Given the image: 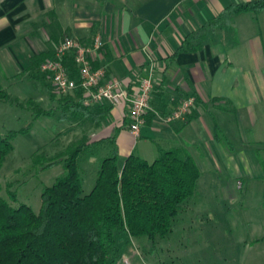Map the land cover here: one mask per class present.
<instances>
[{"label":"crops","instance_id":"0c3cea01","mask_svg":"<svg viewBox=\"0 0 264 264\" xmlns=\"http://www.w3.org/2000/svg\"><path fill=\"white\" fill-rule=\"evenodd\" d=\"M253 1L256 0H0V80L3 86L11 85L18 80L15 77L23 75L43 87L50 85L51 91L49 81L43 84L32 80L28 73L34 57L53 58L68 36L86 46L100 37L104 47L90 56L92 66L106 69L109 78L120 79L132 96L145 79H153L151 109L140 136L135 137L129 128L128 107H87L83 96V105L99 113L101 119L99 124H93L92 115L84 113L70 126L71 131H81L80 141L87 138L89 142H101V146L113 143L119 155L124 154L122 165L136 155L139 144L146 146L143 153L136 155L142 159V154H152L145 148L156 145L159 151H179L197 161L191 148L208 126L204 118L210 109L225 103L236 108L239 104H255L264 86V39L244 36L231 48L220 43L221 32L235 29L237 21L250 14L242 13L234 17L230 26L211 29L202 39L191 41L188 52L176 53L192 33L227 8ZM256 15H264V11ZM68 56H74L76 62L75 53ZM65 66L71 76H78V66ZM67 95L74 97L75 92ZM52 98L58 102L61 96ZM190 98L195 99V105L183 121H163ZM144 160L149 162L148 158Z\"/></svg>","mask_w":264,"mask_h":264},{"label":"rangeland","instance_id":"374dc122","mask_svg":"<svg viewBox=\"0 0 264 264\" xmlns=\"http://www.w3.org/2000/svg\"><path fill=\"white\" fill-rule=\"evenodd\" d=\"M220 34V43L228 48L241 43L244 36L264 39V15L250 13L237 21L235 29ZM15 78L11 85L3 86L10 99H0V134L17 133L13 141L15 150L2 170L1 195L14 208L27 205L38 214L43 191L65 173L62 165L43 169L42 163L80 142L82 134L70 129L76 119H58L64 109L52 98L53 88L50 91L23 75ZM262 87L255 104H239L240 108H236L225 103L210 109L204 118L208 126L191 148L201 178L173 233L155 248L147 238L120 241L119 237L121 254L115 264H264ZM144 147L145 144L136 146L135 154L143 153ZM145 149L155 155L142 154L150 163L160 157L156 145ZM111 151L94 148L80 157L85 195L94 189L100 164L111 156ZM123 156L120 154L121 161ZM13 193L17 194L18 203L11 201Z\"/></svg>","mask_w":264,"mask_h":264},{"label":"trees","instance_id":"16d2710c","mask_svg":"<svg viewBox=\"0 0 264 264\" xmlns=\"http://www.w3.org/2000/svg\"><path fill=\"white\" fill-rule=\"evenodd\" d=\"M262 11L264 0L230 6L192 33L176 55L188 52L191 41L202 39L207 31L230 26L235 16ZM46 61L42 56L34 57L27 70L32 80L49 81L40 73ZM65 64L77 69L74 56H68ZM53 93V97L58 95ZM60 96L64 111L59 120H77L87 113L93 117L91 123L99 124V113L83 105V92ZM0 99H10L1 80ZM47 115L52 116V112ZM215 128L219 131L217 125ZM16 135L0 134V264H115L121 254L119 237L120 241L147 238L155 248L173 233L201 178L199 165L190 154L160 149V157L153 163L131 155L122 165L113 143L101 146V142L85 138L42 163L43 169L62 165L65 173L43 191L36 214L27 205L14 208L1 195L2 170L15 150ZM94 148L112 151L100 164L94 189L85 195L79 160ZM11 201L18 203L17 194L11 195Z\"/></svg>","mask_w":264,"mask_h":264},{"label":"built area","instance_id":"2783aa9c","mask_svg":"<svg viewBox=\"0 0 264 264\" xmlns=\"http://www.w3.org/2000/svg\"><path fill=\"white\" fill-rule=\"evenodd\" d=\"M104 47L100 37L95 38L93 45H83L77 39L66 37L58 46L53 58L44 62L41 72L47 75L51 86L58 95L80 91L84 93L87 107L110 104L115 108H129L130 132L139 137L145 124V117L151 109V96L155 83L145 79L139 91L130 95L122 81L116 77L109 78L106 69L94 68L90 56ZM75 53L78 76H71L65 66V58ZM195 105V99L183 101L170 115L163 118L166 124L183 121Z\"/></svg>","mask_w":264,"mask_h":264}]
</instances>
